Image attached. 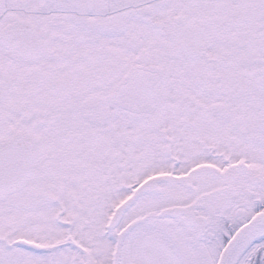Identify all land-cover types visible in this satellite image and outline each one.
<instances>
[{
	"label": "snow or ice",
	"instance_id": "6c2138e0",
	"mask_svg": "<svg viewBox=\"0 0 264 264\" xmlns=\"http://www.w3.org/2000/svg\"><path fill=\"white\" fill-rule=\"evenodd\" d=\"M0 264H264V0H0Z\"/></svg>",
	"mask_w": 264,
	"mask_h": 264
}]
</instances>
